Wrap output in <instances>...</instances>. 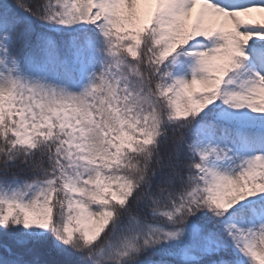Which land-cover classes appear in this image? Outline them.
Segmentation results:
<instances>
[{
    "label": "snow or ice",
    "instance_id": "1",
    "mask_svg": "<svg viewBox=\"0 0 264 264\" xmlns=\"http://www.w3.org/2000/svg\"><path fill=\"white\" fill-rule=\"evenodd\" d=\"M0 264H264V0H0Z\"/></svg>",
    "mask_w": 264,
    "mask_h": 264
}]
</instances>
